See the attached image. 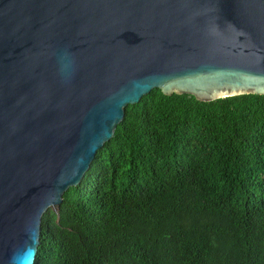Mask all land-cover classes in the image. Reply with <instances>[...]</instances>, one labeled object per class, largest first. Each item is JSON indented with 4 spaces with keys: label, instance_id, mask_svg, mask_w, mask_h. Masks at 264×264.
<instances>
[{
    "label": "water",
    "instance_id": "water-1",
    "mask_svg": "<svg viewBox=\"0 0 264 264\" xmlns=\"http://www.w3.org/2000/svg\"><path fill=\"white\" fill-rule=\"evenodd\" d=\"M153 90L264 95V0H0V264Z\"/></svg>",
    "mask_w": 264,
    "mask_h": 264
},
{
    "label": "trees",
    "instance_id": "trees-1",
    "mask_svg": "<svg viewBox=\"0 0 264 264\" xmlns=\"http://www.w3.org/2000/svg\"><path fill=\"white\" fill-rule=\"evenodd\" d=\"M35 264H264V95L125 107L43 214Z\"/></svg>",
    "mask_w": 264,
    "mask_h": 264
},
{
    "label": "rangeland",
    "instance_id": "rangeland-1",
    "mask_svg": "<svg viewBox=\"0 0 264 264\" xmlns=\"http://www.w3.org/2000/svg\"><path fill=\"white\" fill-rule=\"evenodd\" d=\"M184 99L188 100V99H189V97H187V96H186V97H184Z\"/></svg>",
    "mask_w": 264,
    "mask_h": 264
}]
</instances>
